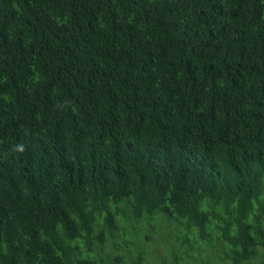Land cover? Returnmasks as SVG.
Returning a JSON list of instances; mask_svg holds the SVG:
<instances>
[{
  "label": "trees",
  "instance_id": "16d2710c",
  "mask_svg": "<svg viewBox=\"0 0 264 264\" xmlns=\"http://www.w3.org/2000/svg\"><path fill=\"white\" fill-rule=\"evenodd\" d=\"M188 260L264 264V0H0V264Z\"/></svg>",
  "mask_w": 264,
  "mask_h": 264
},
{
  "label": "rangeland",
  "instance_id": "374dc122",
  "mask_svg": "<svg viewBox=\"0 0 264 264\" xmlns=\"http://www.w3.org/2000/svg\"><path fill=\"white\" fill-rule=\"evenodd\" d=\"M163 248H159V251L160 250H162ZM147 251V250H146ZM154 260V262H156L158 259V257H156L155 255L152 257ZM188 262H190L189 264H196L195 262H194V260H188ZM163 263V262H162ZM214 264V263H213ZM216 264V263H215Z\"/></svg>",
  "mask_w": 264,
  "mask_h": 264
}]
</instances>
